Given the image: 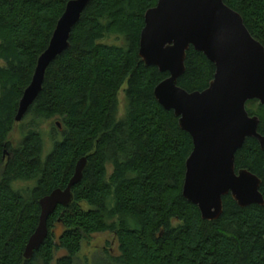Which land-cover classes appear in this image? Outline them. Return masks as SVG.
<instances>
[{"label": "trees", "instance_id": "obj_1", "mask_svg": "<svg viewBox=\"0 0 264 264\" xmlns=\"http://www.w3.org/2000/svg\"><path fill=\"white\" fill-rule=\"evenodd\" d=\"M68 1L0 0V264H78L81 254L83 264H264V205L242 208L227 195L220 217L209 221L182 196L192 139L154 97L168 73L138 55L144 14L158 0H90L68 49L46 69L13 145L22 93ZM223 2L264 48V0ZM184 66L179 87H208L215 67L203 53L190 47ZM123 86L126 109L118 117ZM245 107L264 136V104L254 99ZM52 119L47 150L41 126ZM82 157L87 164L72 203L50 215L46 239L25 259L39 200L64 189ZM234 164L260 179L264 198V151L255 138L245 140ZM106 233L115 236L116 254L86 256L83 245Z\"/></svg>", "mask_w": 264, "mask_h": 264}, {"label": "water", "instance_id": "obj_2", "mask_svg": "<svg viewBox=\"0 0 264 264\" xmlns=\"http://www.w3.org/2000/svg\"><path fill=\"white\" fill-rule=\"evenodd\" d=\"M90 0H69L58 19L47 48L37 59L31 82L19 101L15 121L23 119L39 95L46 69L69 47L73 27ZM190 47L214 65L208 87L188 92L177 85L185 71ZM138 55L168 77L154 88V97L178 117L180 128L192 139L185 162L182 196L196 205L204 220H216L223 197L230 195L239 207L264 205L260 179L246 169L235 170V154L247 138H255L264 151L259 119L246 110V102L264 104V48L246 28L239 13L223 0H158L146 10ZM87 160L80 158L64 189L56 188L38 204V224L25 245L23 256L32 258L48 235V219L73 200L72 188L83 176Z\"/></svg>", "mask_w": 264, "mask_h": 264}, {"label": "rangeland", "instance_id": "obj_3", "mask_svg": "<svg viewBox=\"0 0 264 264\" xmlns=\"http://www.w3.org/2000/svg\"><path fill=\"white\" fill-rule=\"evenodd\" d=\"M107 41H113L114 42L115 39L111 38L110 40H107ZM124 88H125V86H123V88L119 90L118 95H117V100H118L117 115H118V117H122L124 115L125 109H126ZM25 116L23 117V119L21 121L16 122V124L13 127V130L10 132L9 139L11 140L13 145H16L20 141L22 133H24L25 128L30 121V118H28V116H26V117ZM56 121H57L56 119H52V120H49L47 122H44L41 126L42 130L45 133V138L47 140V145H46L47 150L51 147V145H50L51 139L49 137V134L51 132V128H52L53 124ZM46 152H48V151H46ZM28 185H29V182H17L15 184V186L17 188H20V187L23 188V187H26ZM83 246H84L83 247L84 248L83 253L86 256L92 255L94 257L97 253H99L100 250H109L113 254L114 253L116 254V252H117V241L115 239V236L111 233L93 235V237L90 239V241L88 243H85ZM81 255H79V257H80V259H83ZM58 256L59 255H56V257H58ZM95 258L98 259V257H95ZM80 259L77 260L78 264H83ZM86 262H88V261H86Z\"/></svg>", "mask_w": 264, "mask_h": 264}]
</instances>
